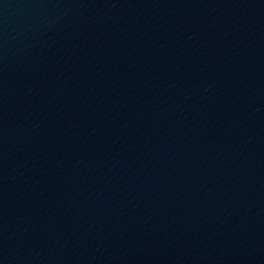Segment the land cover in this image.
<instances>
[{
	"label": "water",
	"instance_id": "obj_1",
	"mask_svg": "<svg viewBox=\"0 0 264 264\" xmlns=\"http://www.w3.org/2000/svg\"><path fill=\"white\" fill-rule=\"evenodd\" d=\"M0 264H264V0H0Z\"/></svg>",
	"mask_w": 264,
	"mask_h": 264
}]
</instances>
